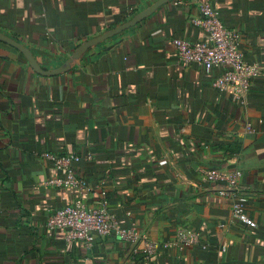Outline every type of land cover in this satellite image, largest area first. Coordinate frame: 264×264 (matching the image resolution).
<instances>
[{
    "label": "crops",
    "instance_id": "1",
    "mask_svg": "<svg viewBox=\"0 0 264 264\" xmlns=\"http://www.w3.org/2000/svg\"><path fill=\"white\" fill-rule=\"evenodd\" d=\"M157 1L0 0V32L52 70ZM204 3L260 68L246 104L213 86L224 68L179 60L175 39H208L192 22ZM45 153L78 156L72 168L86 188L46 185L64 172ZM212 168L241 171L238 188L209 182ZM237 196L255 228L233 220ZM76 202H107L150 243L179 229L200 240L152 255L144 240L68 243L45 223ZM0 264H264V0H172L55 77L0 41Z\"/></svg>",
    "mask_w": 264,
    "mask_h": 264
},
{
    "label": "built area",
    "instance_id": "2",
    "mask_svg": "<svg viewBox=\"0 0 264 264\" xmlns=\"http://www.w3.org/2000/svg\"><path fill=\"white\" fill-rule=\"evenodd\" d=\"M199 10L200 17L192 22L205 32L208 39L194 43L182 38L175 39L173 45L179 60L186 65L196 64L207 72L224 68V73L216 78L213 86L230 93L234 100L246 104L247 95L253 87L254 80L261 74L260 68L246 61L241 49L242 36L238 30L227 27L210 5L201 4ZM43 156L58 170L64 172L63 178L48 181L46 185L69 187L80 191L86 188L84 181L76 176L72 168V163L80 160L78 156L74 154L56 156L50 153H45ZM241 176L242 173L239 170L230 173L223 168H212L205 172V178L209 182L225 183L235 189L238 188ZM229 193L221 191L223 196H228ZM232 218L250 228L257 226L246 210L244 196H237L234 199ZM45 227L49 231L64 232L68 243L81 242L87 247L93 246L95 235L102 238L114 236L119 241L132 245L144 240L149 255L156 253L160 248L184 249L199 243L200 240L198 232L179 229L174 241L150 243L134 224L130 228L122 227L114 213L107 208V202L97 208L84 202L69 204L51 214ZM206 247L203 248L206 249Z\"/></svg>",
    "mask_w": 264,
    "mask_h": 264
},
{
    "label": "water",
    "instance_id": "3",
    "mask_svg": "<svg viewBox=\"0 0 264 264\" xmlns=\"http://www.w3.org/2000/svg\"><path fill=\"white\" fill-rule=\"evenodd\" d=\"M171 1L172 0H158L150 8L136 14L126 23L105 32L97 38H93L82 43L75 49L73 54L66 60L65 63H63L60 67L52 70H45L36 60L34 54L30 51L29 48H27L24 44L3 34L2 32H0V41L17 49L26 58L31 68L39 75H42L44 77H55L72 71L77 63H79L92 48L97 47L105 41L110 40L120 35L121 33L137 26Z\"/></svg>",
    "mask_w": 264,
    "mask_h": 264
}]
</instances>
